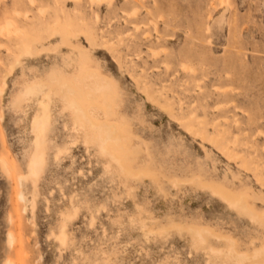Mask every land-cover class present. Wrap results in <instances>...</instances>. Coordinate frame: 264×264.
<instances>
[{"label": "rangeland", "instance_id": "1", "mask_svg": "<svg viewBox=\"0 0 264 264\" xmlns=\"http://www.w3.org/2000/svg\"><path fill=\"white\" fill-rule=\"evenodd\" d=\"M7 261L264 264V0H0Z\"/></svg>", "mask_w": 264, "mask_h": 264}, {"label": "bare ground", "instance_id": "2", "mask_svg": "<svg viewBox=\"0 0 264 264\" xmlns=\"http://www.w3.org/2000/svg\"><path fill=\"white\" fill-rule=\"evenodd\" d=\"M56 32V31H55ZM57 32H59V34H60V31H58V29H57ZM68 33V32H67ZM55 34V33H54ZM69 35V34H68ZM65 36V35H64ZM69 37V36H68ZM26 38H28L29 39V37H25V39ZM28 43V42H27ZM30 49H27L26 50V52L28 53V55H29V52L31 53L30 55H32V52L31 51H29ZM25 52V53H26ZM26 55V54H25ZM81 66V65H80ZM81 68V67H80ZM79 70V69H78ZM84 72V71H83ZM82 75L84 76V74L82 73ZM86 75H88V74H86ZM91 75V74H90ZM86 77V76H85ZM91 77V76H90ZM99 77V76H98ZM83 78V77H82ZM87 79H89L88 77H86ZM76 79H80V78H76ZM94 80V79H93ZM92 80V81H93ZM83 81V80H82ZM101 81V80H100ZM35 82V81H34ZM38 82V81H37ZM63 82H65V81H63ZM63 82H61V83H63ZM75 82V81H74ZM85 82V81H84ZM76 83V82H75ZM98 83V82H97ZM103 83V82H102ZM32 84V86L30 85V87L28 88V91L31 93V94H34V95H36L37 97H40V96H42V98L43 99H40L39 100V104H40V106H41V108H42V111L34 118V121H33V127H34V129L36 130V137H35V141H36V151L33 153V155H32V158H31V160H30V164H29V167H30V169H31V172L33 173V174H36V172H37V170H38V168H39V166L42 164V163H44V151H43V149H42V142H43V132H45L44 131V129H45V126H46V123H47V121H48V118H49V115H50V107H49V99H51L50 98V96L48 95V94H46L45 92H43V88H42V85H38V84H34V83H31ZM34 84V85H33ZM89 84H91V83H89ZM89 84H88V86H89ZM63 85H64V83H63ZM73 85H74V83H73ZM83 85V84H82ZM94 85H96V84H94ZM105 85V84H104ZM104 85H101V84H97L96 86H92V88L89 86V89H90V93H91V91H94L95 93H98L99 91H101V90H104L105 89V87H104ZM62 86V85H61ZM106 86V85H105ZM64 87V86H63ZM66 87L68 88V90H69V92H71V94H73V95H75V94H77V90H76V88H74L72 85H69V83H68V85H66ZM94 87V88H93ZM67 88H66V90H67ZM60 89V88H59ZM64 89V88H63ZM85 89V88H84ZM80 90H81V88H80ZM25 91H27V89L25 90ZM25 91L23 92V94H25ZM88 91V90H87ZM60 92V91H59ZM89 93V94H90ZM28 94V93H27ZM50 94V93H49ZM67 94V93H66ZM69 94V93H68ZM67 94V95H68ZM86 94V93H85ZM93 95H95L94 93H93ZM99 95H100V92H99ZM104 95H105V93H104ZM103 95V96H104ZM24 96V95H23ZM77 96V95H76ZM27 97H28V95H27ZM68 97V96H67ZM67 97H65V98H67ZM87 98V97H86ZM86 98H85V100H86ZM70 98H67V100H69ZM92 99V98H91ZM106 99V98H105ZM26 100V99H25ZM29 100V99H28ZM55 100V99H54ZM32 101V100H31ZM90 101V100H89ZM94 101V100H93ZM63 102V101H62ZM70 103V106H74V108H76V110H77V112H79V113H81L89 122H90V125H93V126H95V127H97L98 129H99V132H100V137L103 139V147L105 148L104 149V151L106 150V146L105 145H107L106 144V142H108L109 140L110 141H114V140H116V135H114V132H113V130H112V128H109L107 125H106V123H104V121L103 122H94V120L90 117V115H88L89 114V112H87V109L85 108V109H83V106L81 107V105H80V103H79V101L78 100H76V99H71V101L69 102ZM108 103V102H107ZM64 104V103H63ZM93 105V104H92ZM95 105H96V103H95ZM67 106H68V103H67ZM86 107V106H85ZM91 107V106H90ZM93 107V106H92ZM91 107V108H92ZM88 108V107H87ZM101 108V107H100ZM73 109V108H72ZM90 109V108H89ZM102 109V108H101ZM26 110V109H25ZM94 111V110H93ZM100 111H102V110H100ZM103 111H104V109H103ZM94 113V112H93ZM104 113V112H103ZM102 114V113H101ZM95 115V114H94ZM99 115V114H98ZM97 116V115H96ZM105 116V115H104ZM98 117V116H97ZM97 128H95V129H97ZM115 128V127H114ZM113 128V129H114ZM98 132V131H97ZM117 132V131H116ZM200 134V133H199ZM118 135V134H117ZM119 140V139H118ZM109 141V142H110ZM102 148V147H101ZM108 150V149H107ZM106 150V151H107ZM110 153V152H109ZM107 154H108V152H107ZM112 154V153H111ZM113 156V155H112ZM46 158V157H45ZM113 158H116V157H113ZM235 158V157H234ZM20 180H23V177H20L19 178ZM25 180V179H24ZM24 183V182H23ZM25 188V187H24ZM23 190H25V189H23ZM29 198V197H28ZM238 198V197H237ZM242 198V197H241ZM240 198V199H241ZM20 199L21 200H23L24 201V194H23V192H21L20 193ZM244 199V198H243ZM237 200H239V199H237ZM237 200H235L234 199V201L233 200H231V202L233 203V204H236V205H240V203L239 202H236ZM245 202V201H244ZM241 203H243L242 201H241ZM256 214V213H255ZM254 216V215H253ZM256 216V215H255ZM61 232H63V229H62V231ZM149 232V231H148ZM196 232V231H195ZM200 232H201V230H200ZM209 232V231H208ZM197 233H199V232H197ZM210 233V232H209ZM151 234V233H150ZM64 235V234H63ZM14 238V236L12 235V233H9V242L10 243H12L11 241H13L12 239ZM61 240H62V237H61ZM63 241V240H62ZM244 257H246V256H244ZM5 264H11V261H7Z\"/></svg>", "mask_w": 264, "mask_h": 264}]
</instances>
